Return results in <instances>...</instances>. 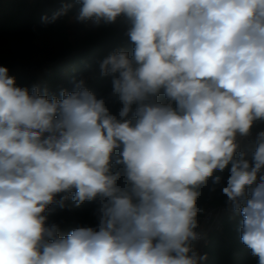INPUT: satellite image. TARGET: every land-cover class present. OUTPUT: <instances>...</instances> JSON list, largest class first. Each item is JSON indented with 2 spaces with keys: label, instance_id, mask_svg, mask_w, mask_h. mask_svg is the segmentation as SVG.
Instances as JSON below:
<instances>
[{
  "label": "clouds",
  "instance_id": "9594fccd",
  "mask_svg": "<svg viewBox=\"0 0 264 264\" xmlns=\"http://www.w3.org/2000/svg\"><path fill=\"white\" fill-rule=\"evenodd\" d=\"M75 2L78 21L130 22L131 55L99 62L122 107L82 79L59 95L19 87L0 66V264H202L198 189L226 169L241 241L264 264V132L251 162L237 157V136L264 120V0ZM61 193V207L100 198L97 228L47 226Z\"/></svg>",
  "mask_w": 264,
  "mask_h": 264
},
{
  "label": "trees",
  "instance_id": "16d2710c",
  "mask_svg": "<svg viewBox=\"0 0 264 264\" xmlns=\"http://www.w3.org/2000/svg\"><path fill=\"white\" fill-rule=\"evenodd\" d=\"M66 2H71L73 7L53 21V14ZM79 7L75 0H0V66L8 68L17 86L29 90L39 86L42 92L47 89L50 95H59L61 89L71 91L73 81L82 79L89 90L105 100L109 111L118 116L122 105L112 95V76L101 75L99 62L116 49L127 50L131 55L134 46L126 35L130 26L119 17L114 23L78 21L75 17ZM32 63L43 70L41 75L37 69L21 67ZM157 100L166 102L163 93ZM135 108L133 105L129 119L133 118ZM258 128L264 129V120L254 121L251 129ZM119 152L117 149L113 155L112 171L122 173L123 166L115 162ZM217 174L224 177L220 185L214 186L209 180L206 186L198 189L197 221L207 205L218 206L227 199L222 188L230 173L226 169ZM118 183H124L123 176ZM63 195L58 194L57 203L45 210L47 226L57 225L61 236L80 227L97 228L100 198L77 206L69 194L65 206L61 207L58 201ZM242 219L239 213L224 219L223 230L214 232L204 249L205 264H258V258L241 241Z\"/></svg>",
  "mask_w": 264,
  "mask_h": 264
},
{
  "label": "built area",
  "instance_id": "2783aa9c",
  "mask_svg": "<svg viewBox=\"0 0 264 264\" xmlns=\"http://www.w3.org/2000/svg\"><path fill=\"white\" fill-rule=\"evenodd\" d=\"M119 19L131 26L130 22L125 16H120ZM21 67L25 70L37 69V65L35 63L27 64ZM261 132H264V129H251L247 136H237V142L240 145L237 154H239L241 151L246 153V159L251 162L252 149L257 147V137ZM262 174H264V172H262ZM237 214L238 213L233 211L230 202H228V198L224 204L218 206L207 205L201 218L198 220V227L196 231L201 234V238L193 242L192 247L194 250H196L200 255H204V249L209 244L211 235L214 232L223 230L224 219L232 218ZM205 261H203L202 264H205Z\"/></svg>",
  "mask_w": 264,
  "mask_h": 264
},
{
  "label": "rangeland",
  "instance_id": "374dc122",
  "mask_svg": "<svg viewBox=\"0 0 264 264\" xmlns=\"http://www.w3.org/2000/svg\"><path fill=\"white\" fill-rule=\"evenodd\" d=\"M37 70H38V71H37L38 74L41 75L43 70H42V69H37Z\"/></svg>",
  "mask_w": 264,
  "mask_h": 264
}]
</instances>
